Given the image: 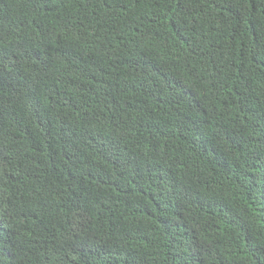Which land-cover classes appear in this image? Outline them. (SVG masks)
<instances>
[{
    "label": "trees",
    "instance_id": "obj_1",
    "mask_svg": "<svg viewBox=\"0 0 264 264\" xmlns=\"http://www.w3.org/2000/svg\"><path fill=\"white\" fill-rule=\"evenodd\" d=\"M0 264H264V0H0Z\"/></svg>",
    "mask_w": 264,
    "mask_h": 264
}]
</instances>
